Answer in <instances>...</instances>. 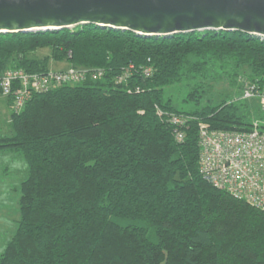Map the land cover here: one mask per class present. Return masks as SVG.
Segmentation results:
<instances>
[{
    "label": "trees",
    "instance_id": "obj_1",
    "mask_svg": "<svg viewBox=\"0 0 264 264\" xmlns=\"http://www.w3.org/2000/svg\"><path fill=\"white\" fill-rule=\"evenodd\" d=\"M52 61L105 74L32 93L13 110L0 150L20 154L27 176L0 264H264V210L203 178L198 139L200 120L226 130L253 125L243 106L214 97L213 80L226 77L241 92L240 77L264 85L262 37L206 29L146 38L93 23L0 32V72H46ZM130 63L133 74L118 83ZM180 83L190 84L193 110L164 96ZM157 106L196 117L184 141ZM130 219L146 225L122 223Z\"/></svg>",
    "mask_w": 264,
    "mask_h": 264
},
{
    "label": "water",
    "instance_id": "obj_2",
    "mask_svg": "<svg viewBox=\"0 0 264 264\" xmlns=\"http://www.w3.org/2000/svg\"><path fill=\"white\" fill-rule=\"evenodd\" d=\"M88 23L146 38L223 29L264 39V0H0V32Z\"/></svg>",
    "mask_w": 264,
    "mask_h": 264
},
{
    "label": "built area",
    "instance_id": "obj_3",
    "mask_svg": "<svg viewBox=\"0 0 264 264\" xmlns=\"http://www.w3.org/2000/svg\"><path fill=\"white\" fill-rule=\"evenodd\" d=\"M135 65L125 66L116 81L122 83L132 74ZM144 74L150 76L152 68L146 66ZM100 67L69 66L50 68L46 72H28L22 68H7L0 72V89L12 98L13 110L20 112L32 93H44L62 85H75L88 79L103 77ZM243 83L242 99L258 101L264 110V85L257 81L239 78ZM137 92L142 91L136 88ZM159 115L172 125L178 142L185 139V128L196 117L189 114L167 112L157 106ZM200 145V171L205 180L233 196L264 210V120H255L249 130L213 128L209 123L198 122Z\"/></svg>",
    "mask_w": 264,
    "mask_h": 264
},
{
    "label": "rangeland",
    "instance_id": "obj_4",
    "mask_svg": "<svg viewBox=\"0 0 264 264\" xmlns=\"http://www.w3.org/2000/svg\"><path fill=\"white\" fill-rule=\"evenodd\" d=\"M49 53L48 49H43L38 52L40 56ZM67 62H51V68H59ZM218 75V74H217ZM190 84L180 83L174 86L165 88L164 96L171 97L173 103L179 110H193L195 106L192 103L186 102L185 97L189 91ZM213 95L216 99L225 98L229 101H234L246 113L248 121L264 120V110L258 104H249L246 106V99H242V92L239 85L233 83L230 79L222 76H217L213 80ZM254 103V102H253ZM5 128H0L1 135L10 134L5 131ZM10 155V152L0 150V252L3 250L7 242L12 238L19 219L20 188L22 181L27 176V163L21 155ZM125 225H146L138 220H124ZM148 236L151 240H156V233L153 229H149Z\"/></svg>",
    "mask_w": 264,
    "mask_h": 264
},
{
    "label": "crops",
    "instance_id": "obj_5",
    "mask_svg": "<svg viewBox=\"0 0 264 264\" xmlns=\"http://www.w3.org/2000/svg\"><path fill=\"white\" fill-rule=\"evenodd\" d=\"M52 62L53 64L56 63L55 61ZM69 66L70 65L68 63H65V65L54 69H64ZM12 113H13V107H12L11 98L8 96H4L0 90V128L1 129L5 128L6 129L5 131H8L10 134H12ZM4 135H9V134H4ZM0 136L2 135L0 134ZM3 150L10 152V155L13 156L12 158H15V156L20 155L17 152L11 150H6V149Z\"/></svg>",
    "mask_w": 264,
    "mask_h": 264
}]
</instances>
